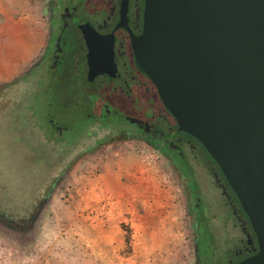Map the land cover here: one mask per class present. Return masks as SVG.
<instances>
[{
    "label": "rangeland",
    "instance_id": "obj_1",
    "mask_svg": "<svg viewBox=\"0 0 264 264\" xmlns=\"http://www.w3.org/2000/svg\"><path fill=\"white\" fill-rule=\"evenodd\" d=\"M45 7V0H0V29L9 25L24 28L39 47L46 36ZM38 55L31 54L30 64L19 76L0 79V215L15 223L24 222L23 227L0 223V264H193L194 254L204 260L206 246L212 243L211 234L221 241L227 235L231 238L239 235L232 229L233 219L225 229L223 199L202 167H197V177L203 184L204 195L213 199L209 215L214 220L209 224L202 217L197 218L198 213H189L197 195L186 202L189 198L185 197L183 178L155 150L132 141L113 140L90 154L89 150L96 147L97 141L104 139L108 131L93 127L92 137L81 135L80 123L68 110L66 114L56 113L55 118L60 124L72 125L77 133L74 137L81 135L80 138L71 146L44 140L39 125L44 127L46 119L38 115L50 111L47 99L51 93L37 89V82L39 77L43 82L48 78L38 69L31 75L27 72ZM121 159L130 167L139 165V173L133 172L136 176L122 172L127 189L121 193L129 194L130 201L122 200L121 204L111 198L114 209H123L117 222L124 246L119 253L117 247L116 253H112L109 251L115 247L95 242V255L89 261L86 258L90 247L86 243L87 232L74 224L77 210L81 212L80 208L85 206L80 200L83 196L80 181L86 174L97 177L103 173L102 166L91 172L86 170L87 165L109 162L117 166ZM181 171L187 173L184 167ZM152 173L156 174L150 179L168 193L167 200L161 203H156V189L144 186L138 189L141 184L138 177L149 179L148 174ZM189 187L194 189L196 185L191 183ZM145 225L149 226L146 231L153 238L163 241L162 245L146 248V244H142L140 236L147 233ZM206 228L210 236L203 235ZM102 255L105 262L101 260Z\"/></svg>",
    "mask_w": 264,
    "mask_h": 264
},
{
    "label": "flooded vegetation",
    "instance_id": "obj_2",
    "mask_svg": "<svg viewBox=\"0 0 264 264\" xmlns=\"http://www.w3.org/2000/svg\"><path fill=\"white\" fill-rule=\"evenodd\" d=\"M145 1L45 0L44 45L27 71L31 75L38 69L48 78L43 82L39 77L37 82V89L51 93L47 99L50 111L38 115L46 119L39 129L44 140L65 146L73 145L83 134L92 137L95 127L108 131L104 139L119 136L115 141H132L155 150L183 178L186 202L197 195L189 213H198L197 218L209 224L214 220L209 215L213 199L204 195L196 172L197 167L204 168L223 199L225 229L233 219L232 229L239 235H227L221 241L211 234L204 260L194 254L193 264H240L259 251L247 215L218 164L197 139L180 130L138 62L135 45L144 31ZM67 110L80 123L82 134L76 138L72 125L60 124L55 118L56 113L66 114ZM183 167L187 173L181 171ZM191 183L196 185L194 189H190ZM0 223L24 226L4 215H0ZM206 229L203 235L210 236Z\"/></svg>",
    "mask_w": 264,
    "mask_h": 264
},
{
    "label": "water",
    "instance_id": "obj_3",
    "mask_svg": "<svg viewBox=\"0 0 264 264\" xmlns=\"http://www.w3.org/2000/svg\"><path fill=\"white\" fill-rule=\"evenodd\" d=\"M144 18L138 62L247 215L259 251L240 264H264V0H146Z\"/></svg>",
    "mask_w": 264,
    "mask_h": 264
},
{
    "label": "crops",
    "instance_id": "obj_4",
    "mask_svg": "<svg viewBox=\"0 0 264 264\" xmlns=\"http://www.w3.org/2000/svg\"><path fill=\"white\" fill-rule=\"evenodd\" d=\"M0 30V79H9L10 77L19 76L20 73L25 71L31 62V54H39L41 52L45 36H43V39H41L42 41L38 44L39 47H37V45L30 39V32H25L24 28L9 25L2 27ZM125 162L126 161L123 162V159H121L117 163V166H115V163L107 162L100 164L97 163L95 165L91 164L85 167L87 171L91 172H93V169L98 166H102L104 169L103 173L97 177H94L95 175L91 174L83 176L81 179L82 181H80L82 182V185L79 186V189L83 191L81 192L83 196H81L80 200L85 203V206L84 209L80 208L81 212L77 210L74 217L77 221L74 222V224L80 229H85L87 232L86 243L90 247L87 249V251L89 250V254L86 258L89 261H92L95 255L93 251L95 242L104 247H115L114 250L109 251L112 253H116V247L117 253L123 249L124 237L120 232V223L117 222L119 219L118 215L122 216L123 209L120 208L119 211L117 210L119 207L114 209V203L111 198L113 196V198L116 201L118 200L119 203H121L122 200L123 202L130 201L131 198L129 197V194L126 193V195H123V193H121V191L127 189V186L124 185L125 183L123 184V180L125 181V179L122 172H125V174L130 173V177L133 175L136 176V174L133 173L134 171H136L137 174L139 173V165L136 167H130L131 165L125 164ZM115 168H117V171L113 170ZM131 168H133V171L130 170ZM154 174L156 173L148 174L149 177H146L149 179H144L142 176L138 177L141 179V181L139 180L141 184L146 181L144 183L145 185L140 184L138 189L140 190L142 186L148 189H156V203H161L164 199L167 200L166 195H168V193L165 189H162V186L159 183L158 185L156 184V181L150 179ZM142 178L144 179L143 181ZM133 179L134 178H131V180ZM141 196L142 195H140V198ZM134 198H137L136 195ZM144 228L145 232H147L146 229H150L148 225H145ZM143 235L140 236V240L142 241V244H146V248L150 246L154 248L157 245H162L161 242L163 241L157 240V237L153 238L150 233L147 232ZM101 260L102 262H105L103 255Z\"/></svg>",
    "mask_w": 264,
    "mask_h": 264
},
{
    "label": "trees",
    "instance_id": "obj_5",
    "mask_svg": "<svg viewBox=\"0 0 264 264\" xmlns=\"http://www.w3.org/2000/svg\"><path fill=\"white\" fill-rule=\"evenodd\" d=\"M119 136H114V137H109V138H106V139H102L98 142V144L96 145V147L92 148L89 150V153H94L96 152V150H98L99 146H102L104 144H107L109 142H112L113 140H116Z\"/></svg>",
    "mask_w": 264,
    "mask_h": 264
}]
</instances>
